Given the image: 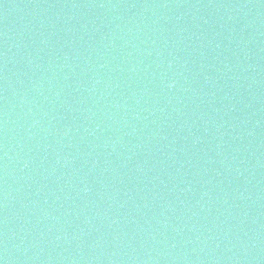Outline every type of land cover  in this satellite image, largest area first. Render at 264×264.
Returning <instances> with one entry per match:
<instances>
[{
	"label": "water",
	"instance_id": "1",
	"mask_svg": "<svg viewBox=\"0 0 264 264\" xmlns=\"http://www.w3.org/2000/svg\"><path fill=\"white\" fill-rule=\"evenodd\" d=\"M0 264H264V0H0Z\"/></svg>",
	"mask_w": 264,
	"mask_h": 264
}]
</instances>
